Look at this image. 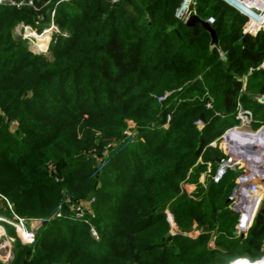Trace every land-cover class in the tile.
Wrapping results in <instances>:
<instances>
[{"label":"trees","instance_id":"obj_1","mask_svg":"<svg viewBox=\"0 0 264 264\" xmlns=\"http://www.w3.org/2000/svg\"><path fill=\"white\" fill-rule=\"evenodd\" d=\"M33 1L0 6V199L8 218L45 223L33 245L14 240L8 264L257 260L264 204L235 235L225 206L237 173L211 183L222 154L208 144L238 124V104L251 128L264 123L254 100L264 96V29L245 34V19L220 0H194L196 16L214 20L220 56L204 29L175 19L181 0H64L45 56L13 33L46 22L54 0ZM184 182L197 184L191 196ZM83 203L90 213L76 219ZM194 224L198 234L185 236Z\"/></svg>","mask_w":264,"mask_h":264},{"label":"built area","instance_id":"obj_2","mask_svg":"<svg viewBox=\"0 0 264 264\" xmlns=\"http://www.w3.org/2000/svg\"><path fill=\"white\" fill-rule=\"evenodd\" d=\"M220 1L245 19V34L256 35L264 29V0ZM193 5L194 0H181L174 12L175 19L181 23H185L191 15H196ZM0 6L13 8L28 6L35 9L33 0H0ZM53 15L54 10L50 14L49 26H44L42 30V36L45 34H50L51 36L53 33L58 32L57 27L53 23ZM206 21L209 25H212L214 22L212 17H209ZM24 30H30L28 25ZM258 69L264 70V58L259 64ZM251 71L252 69H249V72ZM263 99L264 96L254 97V100L261 105H264ZM157 100H162V97ZM205 107L211 108L210 102ZM236 119L238 120L237 126H240H233L227 129L225 134L218 139L223 157L220 159L214 175L210 178V182L217 184L228 171L239 172L235 179V186L227 198V202L228 211L236 217L235 234L239 237H245L264 199V124L260 125L257 129H252V131H243L242 127L251 128L252 117L251 113L243 109L240 104H238ZM169 120L170 117L167 116V124ZM195 124L198 128L203 127L200 120H197ZM253 138L256 143L254 145H252ZM257 140L261 141L258 145ZM105 163L106 161L102 162V166ZM79 209L80 207L78 206L76 208L77 212H80ZM166 216L168 219L171 217L168 212H166ZM93 234L95 235V233ZM170 234H175L174 229L170 230ZM184 235L193 237L187 234ZM236 263L264 264V247L262 255L257 260L248 262L241 259L236 261Z\"/></svg>","mask_w":264,"mask_h":264},{"label":"rangeland","instance_id":"obj_3","mask_svg":"<svg viewBox=\"0 0 264 264\" xmlns=\"http://www.w3.org/2000/svg\"><path fill=\"white\" fill-rule=\"evenodd\" d=\"M27 25L28 24H25L23 22L17 23L13 27V33H14L15 37L24 41L27 44V46L30 47L35 53L42 54L45 56H49L48 47H49L52 35L50 36V34H45L46 38L44 36H42V34H43L42 30L44 28V25H42V28L40 30H36L31 25H28L30 30L26 31L24 29L27 27ZM62 36H65V34L64 35L62 34ZM39 39H41L42 41L38 42ZM196 121L197 120H195V122ZM195 122H194V124H195ZM237 125H236V127L240 126V125L239 126H237ZM195 126H196V129H198V130L201 129L200 127L198 128L196 124H195ZM129 127H130L129 130L127 132H125V134H126V136L132 137L135 135V133L132 130L133 124H130ZM164 128H167V123L164 124ZM241 129L243 131H252V129L254 130L256 128H254V127L249 128V127L245 126V127H242ZM226 131H227V129L220 135V137L218 139H220L225 134ZM218 139L210 142L208 144V147L213 148V149H219L221 154H222V157H223V152L221 150L220 141ZM213 142H215V143H213ZM200 163H201V159L199 158L197 160V162L193 165V167L189 169V173H192L195 170L196 166ZM205 167L206 168H204L203 170H200L198 173V176H197V183L198 184H205L207 179H208V176L211 173V165L209 162H207ZM238 174H239V172H237V175ZM196 185L197 184H195V183L184 182L181 185L182 191L185 194H187L188 196H191L195 192ZM261 203L264 204V199ZM89 205H90V203H83L82 205H80L79 206L80 212H77V210L75 209L74 210L75 218L76 219H83V217L86 214H89L90 213V209H89L90 206ZM225 209L228 211V205L225 206ZM7 211L8 210L6 207H4L2 199H0V263L1 264H8L11 261V259H12V245H13V242L15 239H18L20 242H22L24 244L33 245L36 242V235L39 233V231L41 230L42 226L45 223V221L38 220V219H30V218H22V217H14V216H12V218L10 219L5 214ZM9 215H10V213H9ZM56 217H59V216H55V218ZM167 221H168L171 229L176 230V225L173 222L172 218L171 217H170V219L167 218ZM90 231H91V233L94 232L91 227H90ZM185 233L187 235H191L194 237L197 233V225L194 224L193 230L185 232ZM31 235L33 236L32 238H31ZM28 240H30V241L28 242ZM263 247H264V244H263ZM241 259L250 262L249 260H247L245 258H236L234 260H231L228 264H235L236 261L241 260Z\"/></svg>","mask_w":264,"mask_h":264},{"label":"water","instance_id":"obj_4","mask_svg":"<svg viewBox=\"0 0 264 264\" xmlns=\"http://www.w3.org/2000/svg\"><path fill=\"white\" fill-rule=\"evenodd\" d=\"M62 1H64V0H54L53 3H52V5L47 9V11H46L47 20H46V22L43 24L44 26H49V24H50V14H51V12L54 10L55 6H56L58 3L62 2ZM108 1H110V0H108ZM184 24H185L186 26H188V27H192V26H194V25H198V26H200L202 29H204V30L208 33V35H209V49H210V50L215 49V50L218 52V54H219L220 56H222V51H221V49H220V47H219V42H218L217 36H216V34H215V31L213 30L212 26L209 25V24L207 23V21H205V20H201V19L198 18L196 15H191V16L185 21ZM263 101H264V99H263Z\"/></svg>","mask_w":264,"mask_h":264},{"label":"bare ground","instance_id":"obj_5","mask_svg":"<svg viewBox=\"0 0 264 264\" xmlns=\"http://www.w3.org/2000/svg\"><path fill=\"white\" fill-rule=\"evenodd\" d=\"M44 37H45V35H43ZM46 38V37H45ZM42 40L41 39H39L38 40V42H41ZM255 140H254V138H253V144L252 145H254V144H256L255 142H254ZM260 140H257V145H258V142H259ZM236 264H245V263H236Z\"/></svg>","mask_w":264,"mask_h":264},{"label":"crops","instance_id":"obj_6","mask_svg":"<svg viewBox=\"0 0 264 264\" xmlns=\"http://www.w3.org/2000/svg\"><path fill=\"white\" fill-rule=\"evenodd\" d=\"M264 106V105H263Z\"/></svg>","mask_w":264,"mask_h":264}]
</instances>
